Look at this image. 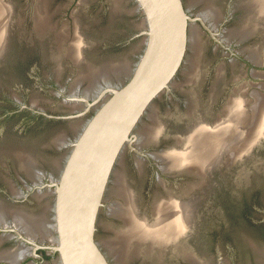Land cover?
Listing matches in <instances>:
<instances>
[{
    "label": "flooded vegetation",
    "instance_id": "obj_1",
    "mask_svg": "<svg viewBox=\"0 0 264 264\" xmlns=\"http://www.w3.org/2000/svg\"><path fill=\"white\" fill-rule=\"evenodd\" d=\"M1 1L12 11V0ZM25 2L27 39L16 36L11 12L0 55V264H60L51 248L55 185L72 142L106 94L88 108L75 97L91 103L100 89L120 86L130 74L111 76L113 81L98 77L97 91L91 93L86 91L90 80L83 82L87 73L82 79L80 68L84 70L86 62L93 65L107 52L126 51L138 41L142 44L137 25L141 14L133 0ZM49 3L53 13H60L57 26L48 25ZM181 3L189 17L183 59L168 89L152 100L118 153L96 215L94 240L110 264H198L206 252L212 253L210 264H264L260 246L264 240V134L243 155L236 156L230 146L218 151V160L205 172L166 167L163 158L167 150L185 147L182 137L191 125L200 121L214 129L232 118V101L238 105L241 100L244 114L250 117L254 92L264 95V14L251 13L247 0ZM130 5L134 8L125 9ZM37 6L46 15L41 26L35 23ZM79 34L84 39L83 61L77 64L66 50ZM58 59L69 64L67 76L56 65ZM33 85L57 109L45 108L43 99L32 102L20 92L32 90ZM85 108L82 115L69 116ZM260 116L264 117L262 109ZM8 118L11 122H6ZM20 122L21 129L16 125ZM150 129H157L156 134L144 138ZM119 181L131 190L139 214L150 219L155 203H179L189 207L191 222L168 244L157 243L152 249L131 237L129 249L117 253L120 247L110 244H119L118 235L127 228L125 218L113 212L116 204L124 203L116 193ZM22 214L34 225L37 222V228L24 230L18 219ZM9 250L23 253L12 261Z\"/></svg>",
    "mask_w": 264,
    "mask_h": 264
},
{
    "label": "water",
    "instance_id": "obj_2",
    "mask_svg": "<svg viewBox=\"0 0 264 264\" xmlns=\"http://www.w3.org/2000/svg\"><path fill=\"white\" fill-rule=\"evenodd\" d=\"M133 1L141 14L139 34L143 37L141 54L128 79L120 86L103 87L91 103L85 97H75L88 108L106 94L72 142L55 185L52 206L55 237L51 248L58 253L60 264H110L93 236L105 186L136 123L152 100L168 89L185 53L189 17L181 0ZM78 37L83 54L84 39L81 34ZM81 61L83 55L75 60L77 64ZM105 64L112 62L94 66L86 62L80 77L84 78L90 69L95 73ZM87 108L69 116H80ZM263 134L243 146L241 155L251 151ZM228 148L229 145L223 150ZM171 151L174 150L166 153Z\"/></svg>",
    "mask_w": 264,
    "mask_h": 264
},
{
    "label": "bare ground",
    "instance_id": "obj_3",
    "mask_svg": "<svg viewBox=\"0 0 264 264\" xmlns=\"http://www.w3.org/2000/svg\"><path fill=\"white\" fill-rule=\"evenodd\" d=\"M247 3L249 6L248 7L249 11H251V13L255 11L257 12V15L258 13L259 15L260 13L264 14V0H247ZM7 4H4L0 0V55H2L7 41L9 17L12 12L11 8H9ZM42 8H40L39 6H37L36 8L35 17H34L36 26L37 25L41 26V23L44 22V18L46 15L44 14L43 12L44 10H42ZM242 27L240 28L243 29ZM241 31L244 32L243 30ZM191 37L193 38L195 36H191ZM69 42L70 45L68 44L69 47L67 46L68 49L66 50L68 51V54L74 60L81 59V55H83L80 50L82 46L81 40L79 38L77 39L76 37L75 41L72 40L71 42L70 40ZM194 42H196L195 39ZM123 67L124 64L123 65L121 63L115 64L114 62L112 64H105L102 68H99V70H97L95 73H93L92 69H90L89 71L87 70V76L89 77L90 83L89 85L87 84L86 91L92 93L95 87L96 79L98 77H106L105 74L106 72H108V69L111 70V72L113 73H118L121 69H123ZM240 102L238 105H234V101L231 102L230 109L234 113V116L230 118L228 121L222 122L220 125L215 126L214 129L207 127L205 122H200V121L191 125L187 130V134L184 137H182L185 143V147L182 148L180 151H171L164 153L163 158L165 160L166 167L172 168L173 166L174 167L187 166L197 171L205 172L206 167H210L215 161L218 160L219 158L218 151L223 150L228 145L231 147L233 153L234 152L237 153L236 156L240 155L239 153L240 150L243 148V146L257 140L258 135H260L261 132H264V119H263L264 117L262 116L259 117V110L261 109L262 111L264 110V98H262L261 95H259V93L254 92V99L250 105L251 108L250 111L252 112L250 117H248L246 113L244 114L246 110L244 111L242 107V102L241 103ZM243 128H245V130H243ZM156 130L157 129H150L146 131L144 133V138L147 135L148 136L149 135L152 136L153 134L155 135ZM241 132L242 133L245 132L244 133L245 136L238 137L239 134H241ZM27 155L28 157L30 156V154H26V156ZM26 159L27 158L25 157V160ZM116 190H117L116 193H118L119 196H121V198L123 197L124 203L116 204L117 206L116 207L114 206L115 207L114 211L113 210L112 211L115 214L125 218L127 222L126 224L127 228L126 229L124 228L125 230L121 231V233H119L118 235L119 244H115V243L110 244L113 247L115 245H117L118 248L120 247L121 253L119 251L117 252L116 250V252L119 254H122V252L125 253L124 251L126 250V248L129 247L128 240L131 237H133V239L134 238L138 239L140 242L148 244L149 246H151L150 248H152L153 245L157 243L163 244L164 242H167L168 244L170 240L174 239L176 236H178V234H180L181 227L182 229H184L185 226H187V224L191 222L192 214L191 212H189L190 210L189 207H186L185 205H180L179 203H170V202L168 203L160 202L157 204L155 203V207L153 209L154 217L150 219L146 218L143 214L138 213L136 202L134 201V197H132L130 193L131 190L128 189L130 190V192L127 190L126 185L122 184L121 181H119ZM14 214H17V212H15ZM19 214H21V212L18 213V215ZM24 216L25 215L22 214L18 218L22 220L20 222L15 220V224L20 223V225L24 230H29L27 228H31L32 230L37 228L38 226L37 222H36L37 226H35L36 224L34 225L35 222H33L32 219L27 217L25 218ZM51 240L53 239L51 238ZM156 248H158V246ZM2 253H0V255ZM9 253L10 250L8 251V254ZM11 253H10L11 254L10 256H12L11 260L15 261L22 255L23 252L21 253L11 252ZM3 256L5 257V255H2V257Z\"/></svg>",
    "mask_w": 264,
    "mask_h": 264
},
{
    "label": "rangeland",
    "instance_id": "obj_4",
    "mask_svg": "<svg viewBox=\"0 0 264 264\" xmlns=\"http://www.w3.org/2000/svg\"><path fill=\"white\" fill-rule=\"evenodd\" d=\"M6 1H8V0H6ZM25 1L26 0H12V6H13L12 13L15 12L14 14H16V15L12 14V20H13L12 23H13V25H16V26H12V28L14 29V31H16V33H15L16 36L18 38H20V40H22V41L26 40L27 36H28V30L25 26V23H23L24 17H25V13H24L25 12V5H26ZM56 3H61V0H56ZM132 8H134V6H132V5H130V7H127V6L125 7V9H127L128 11L131 10ZM45 11L48 14V20H49L48 25L50 26L52 24H55L57 26L56 21H57L60 13H53L54 12L53 11V5L51 3L46 5ZM83 14L84 13L82 12V15ZM132 19L135 23L138 22L137 25L139 26L140 20L136 22L134 17H132ZM141 45L142 44H139V41H138V42L131 44V46L126 51L111 52V53L107 52V53H105V55L103 57H100V59H98L97 62L93 64V66L98 65L101 62H108V61H110L112 63L115 62V64H117V63H121L122 65L124 64L123 69H121L118 73H113V72H111V70L108 69V72H106L105 75H107L106 78H110L111 80L113 78L111 76H117L120 74L129 73L131 71V69L134 67V64L136 63L139 55L141 54V50H142ZM56 65L61 66L62 73L66 74L65 76L68 75L67 71L70 69L69 64H67L65 61L61 62V60L58 59L56 62ZM81 70H82V68H80V71ZM83 82L88 83L89 77L87 76V78H85ZM71 84H73V82H71ZM84 85H85V83H82L79 88L82 89L84 87ZM70 89L73 90V85L72 86L70 85ZM96 91H97V87L95 85L92 93H95ZM14 92H16V91H14ZM20 92L25 96L31 97L32 102H34L35 100L38 101V99L39 100L43 99L44 101L47 102L45 104V108L55 110L58 107L55 104H53L54 102H52L51 99L48 96H46L43 93V91H41V89H38L37 85H35V86L33 85L32 90L27 91V90H24V88H23V90H20ZM259 95H261V97L264 98L263 94H259ZM1 101L4 102L5 100H1ZM6 122H11V121L8 118ZM22 124H23V122H20L16 125H18L17 127L19 129H21L23 126H20V125H22ZM98 236L103 237L102 234H98ZM260 246L262 248V251H264V240L261 242ZM212 260H213L212 253L206 252L205 254H203L199 257V262H200L199 264H210V262H212Z\"/></svg>",
    "mask_w": 264,
    "mask_h": 264
}]
</instances>
